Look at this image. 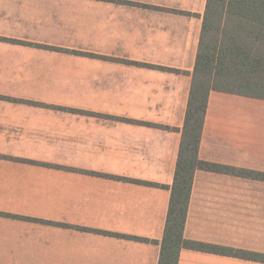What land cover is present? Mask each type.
<instances>
[{
  "label": "crops",
  "instance_id": "obj_1",
  "mask_svg": "<svg viewBox=\"0 0 264 264\" xmlns=\"http://www.w3.org/2000/svg\"><path fill=\"white\" fill-rule=\"evenodd\" d=\"M206 2L0 0V264H158ZM198 157L264 174V100L212 91ZM248 185L197 171L184 238L264 254Z\"/></svg>",
  "mask_w": 264,
  "mask_h": 264
},
{
  "label": "trees",
  "instance_id": "obj_2",
  "mask_svg": "<svg viewBox=\"0 0 264 264\" xmlns=\"http://www.w3.org/2000/svg\"><path fill=\"white\" fill-rule=\"evenodd\" d=\"M212 91L264 100V0H207L158 264H178L183 249L264 264V254L184 238L197 171L264 181V174L198 157Z\"/></svg>",
  "mask_w": 264,
  "mask_h": 264
},
{
  "label": "rangeland",
  "instance_id": "obj_3",
  "mask_svg": "<svg viewBox=\"0 0 264 264\" xmlns=\"http://www.w3.org/2000/svg\"><path fill=\"white\" fill-rule=\"evenodd\" d=\"M261 186L248 185V191H260V190L264 191V186L263 185H261Z\"/></svg>",
  "mask_w": 264,
  "mask_h": 264
}]
</instances>
